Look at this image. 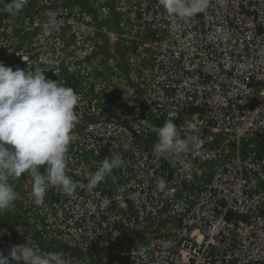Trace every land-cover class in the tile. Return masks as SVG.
Here are the masks:
<instances>
[{"label":"built area","instance_id":"2783aa9c","mask_svg":"<svg viewBox=\"0 0 264 264\" xmlns=\"http://www.w3.org/2000/svg\"><path fill=\"white\" fill-rule=\"evenodd\" d=\"M7 2L0 62L80 97L68 175L87 185L105 157L123 164L92 189L50 186L39 206L30 174L13 178L19 221L0 251L28 240L71 264H264V0H210L186 21L159 0H27L15 15ZM166 120L203 141L188 172L153 153Z\"/></svg>","mask_w":264,"mask_h":264},{"label":"clouds","instance_id":"9594fccd","mask_svg":"<svg viewBox=\"0 0 264 264\" xmlns=\"http://www.w3.org/2000/svg\"><path fill=\"white\" fill-rule=\"evenodd\" d=\"M26 3L27 0H9L4 8L15 15ZM209 3L210 0H159L168 15L185 21L204 12ZM52 23L56 26L55 21ZM79 99L71 87L47 78L38 68L13 70L0 62V215L11 211L20 199L11 180L26 172L32 179L29 196L39 206L44 203L50 186L71 195L78 187H96L122 166L119 155L105 157L94 173L85 176L87 185L68 175L67 153L76 140L73 129L78 123L75 109ZM154 131L157 140L153 153L163 158L175 157L185 172L190 171L191 164L184 157L189 153L199 155L203 141L194 135L181 137L171 120ZM164 188L165 182L159 181L157 189L163 191ZM5 231L0 229V236ZM12 261L16 264L21 261L24 264H71L63 252L42 251L28 240L12 245L7 256L0 251V264Z\"/></svg>","mask_w":264,"mask_h":264},{"label":"trees","instance_id":"16d2710c","mask_svg":"<svg viewBox=\"0 0 264 264\" xmlns=\"http://www.w3.org/2000/svg\"><path fill=\"white\" fill-rule=\"evenodd\" d=\"M8 219H12V220H14L15 222H18V221H19V215L12 216L11 211H6V212L4 213L3 218H0V229H4V230H6L5 227H6V222H7ZM5 232H6V231H5ZM5 232H4V233H5Z\"/></svg>","mask_w":264,"mask_h":264},{"label":"rangeland","instance_id":"374dc122","mask_svg":"<svg viewBox=\"0 0 264 264\" xmlns=\"http://www.w3.org/2000/svg\"><path fill=\"white\" fill-rule=\"evenodd\" d=\"M3 216H4V214L0 215V218H3ZM8 220H10V219H8ZM13 222H15V221L13 220Z\"/></svg>","mask_w":264,"mask_h":264}]
</instances>
